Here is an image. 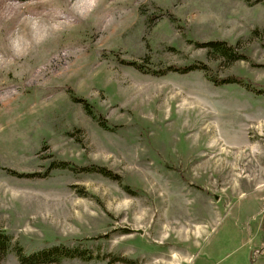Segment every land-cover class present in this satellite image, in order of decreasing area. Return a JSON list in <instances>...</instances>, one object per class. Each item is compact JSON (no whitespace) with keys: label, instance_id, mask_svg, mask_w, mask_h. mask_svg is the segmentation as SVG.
<instances>
[{"label":"rangeland","instance_id":"1","mask_svg":"<svg viewBox=\"0 0 264 264\" xmlns=\"http://www.w3.org/2000/svg\"><path fill=\"white\" fill-rule=\"evenodd\" d=\"M195 62L264 87V0H0V230L92 254L56 264H264V95L152 73Z\"/></svg>","mask_w":264,"mask_h":264},{"label":"trees","instance_id":"2","mask_svg":"<svg viewBox=\"0 0 264 264\" xmlns=\"http://www.w3.org/2000/svg\"><path fill=\"white\" fill-rule=\"evenodd\" d=\"M195 43L197 48L206 49L215 59L223 60L228 63H235L239 61H250L247 50L239 51L236 46L229 44L223 40H212L206 43ZM126 65L137 67L142 70V66H138L134 62H125ZM145 73H151L147 70H142ZM202 71L208 79L216 86L224 85H239L246 88L248 91L256 93L258 95H264V87L252 82L241 76H228L226 78H218L214 75L213 70L207 64L203 62H195L185 66H169L168 68L160 72H152L153 75H168L170 73H178L182 75L190 74L192 72ZM75 102L85 103L83 99H78L72 95ZM88 109V108H86ZM90 115H93L92 110H88ZM105 127L110 126L107 122L104 124ZM53 170H70L76 173H98L105 177L111 178V172L105 167L98 165H90L80 167L69 161L55 160L51 163L49 173ZM33 174H20L19 177L33 178ZM49 174H45L42 177H47ZM116 179V178H113ZM109 236H100L96 239H107ZM15 252L21 264H56L66 259L81 258L85 260H91L92 254L89 249L85 248L82 251L77 247H71L69 245L61 244L51 248H46L36 252L25 253L24 249L14 242L11 235L0 230V262L7 258L11 253Z\"/></svg>","mask_w":264,"mask_h":264},{"label":"bare ground","instance_id":"3","mask_svg":"<svg viewBox=\"0 0 264 264\" xmlns=\"http://www.w3.org/2000/svg\"><path fill=\"white\" fill-rule=\"evenodd\" d=\"M182 225V224H181ZM181 225H178L179 229H178V234L179 236H186V235H189L190 232H191V229L192 227H190L191 225H185L184 226H181ZM202 229V228H201ZM200 235V232H197L195 235H194V238L198 237ZM199 241V240H198ZM166 262H162L161 264H180L181 261H182V258L177 256L176 255H173L172 257L171 256H167L166 258ZM184 263V262H183ZM187 264V263H186Z\"/></svg>","mask_w":264,"mask_h":264}]
</instances>
